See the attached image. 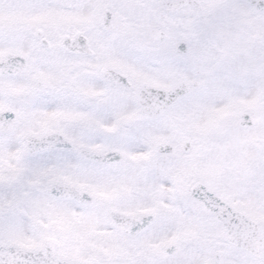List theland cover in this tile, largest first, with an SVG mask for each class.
<instances>
[{
    "label": "snow or ice",
    "instance_id": "obj_1",
    "mask_svg": "<svg viewBox=\"0 0 264 264\" xmlns=\"http://www.w3.org/2000/svg\"><path fill=\"white\" fill-rule=\"evenodd\" d=\"M0 264H264V0H0Z\"/></svg>",
    "mask_w": 264,
    "mask_h": 264
}]
</instances>
